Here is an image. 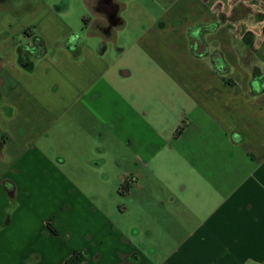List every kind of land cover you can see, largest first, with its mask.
Here are the masks:
<instances>
[{
	"label": "crops",
	"instance_id": "1",
	"mask_svg": "<svg viewBox=\"0 0 264 264\" xmlns=\"http://www.w3.org/2000/svg\"><path fill=\"white\" fill-rule=\"evenodd\" d=\"M85 3L86 42L43 2L0 15V264H264V0ZM29 28L47 53L24 68ZM130 175L148 217L101 190Z\"/></svg>",
	"mask_w": 264,
	"mask_h": 264
},
{
	"label": "rangeland",
	"instance_id": "2",
	"mask_svg": "<svg viewBox=\"0 0 264 264\" xmlns=\"http://www.w3.org/2000/svg\"><path fill=\"white\" fill-rule=\"evenodd\" d=\"M120 1H131V0H120ZM43 2L47 5L55 7L58 10L65 9L66 12L61 16L62 19L73 28L74 33L78 36L82 41H90L95 34L94 31H91L90 27H87L86 20L91 18L92 14L89 11L85 0H7L5 5L0 4V15L6 9V13L14 17H22L29 10L35 8L38 3ZM17 10H12L13 6ZM129 11L123 16L128 18L129 26L132 23V19L129 15ZM122 33V32H121ZM124 34H119V42L113 41L110 45L111 53H113L114 59L117 58V49L122 48V42L124 41ZM119 59V58H118ZM118 65L121 66L123 62L119 59ZM185 129V124L181 125L180 131ZM195 159H180L175 156H170V159H164V166L170 167V170H175L178 168H190L193 165ZM161 161V159H160ZM89 172V171H87ZM93 173V172H92ZM115 176V174H113ZM117 175V174H116ZM118 176V175H117ZM91 177L93 175L91 174ZM137 181L136 175H130L126 181V184L121 186L118 190L108 187L105 189L106 185H102V192L109 200H111L115 205L113 206L120 212H123L124 216L121 217H148L150 212L153 209V206H148V201L150 200L149 195L145 193V191H134V194L130 195L129 191L134 189L135 182ZM105 187V188H104ZM179 186H177L178 189ZM181 189V187H180ZM113 195V199H111L110 195ZM179 195L184 197L190 194V191L181 192L179 191ZM161 217V216H159ZM193 226V224H191ZM190 228V226L188 227Z\"/></svg>",
	"mask_w": 264,
	"mask_h": 264
},
{
	"label": "trees",
	"instance_id": "3",
	"mask_svg": "<svg viewBox=\"0 0 264 264\" xmlns=\"http://www.w3.org/2000/svg\"><path fill=\"white\" fill-rule=\"evenodd\" d=\"M217 28L216 24L210 25H197L188 30V36L190 39L191 49L194 55L196 56H205L207 53H203L201 50L205 46L203 41V36L206 33L213 32ZM24 37L29 38L31 43L26 46H20L18 48V54L20 59V64L24 68H30L31 64L28 61V58L39 59L46 55L47 47L45 40L38 34H36L32 28L27 29L24 32ZM213 61L216 66V69L219 70V53H214ZM227 84L231 82L226 80ZM83 259L81 257V253H75L74 257L70 259L67 264H82Z\"/></svg>",
	"mask_w": 264,
	"mask_h": 264
},
{
	"label": "flooded vegetation",
	"instance_id": "4",
	"mask_svg": "<svg viewBox=\"0 0 264 264\" xmlns=\"http://www.w3.org/2000/svg\"><path fill=\"white\" fill-rule=\"evenodd\" d=\"M6 1H7V0H0V4H1V5H3V4L5 5ZM110 5H111V8H112L113 10L116 8L114 4H109L108 6H106V9H108V8L110 7Z\"/></svg>",
	"mask_w": 264,
	"mask_h": 264
}]
</instances>
